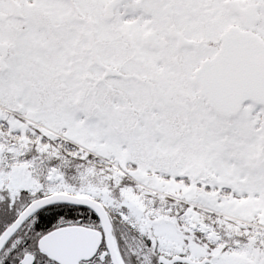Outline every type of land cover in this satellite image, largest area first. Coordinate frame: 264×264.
<instances>
[{"label": "snow or ice", "instance_id": "snow-or-ice-1", "mask_svg": "<svg viewBox=\"0 0 264 264\" xmlns=\"http://www.w3.org/2000/svg\"><path fill=\"white\" fill-rule=\"evenodd\" d=\"M0 264H264V0H0Z\"/></svg>", "mask_w": 264, "mask_h": 264}]
</instances>
